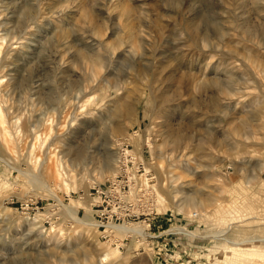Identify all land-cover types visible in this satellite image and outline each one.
<instances>
[{
    "label": "rangeland",
    "instance_id": "1",
    "mask_svg": "<svg viewBox=\"0 0 264 264\" xmlns=\"http://www.w3.org/2000/svg\"><path fill=\"white\" fill-rule=\"evenodd\" d=\"M0 264H264V0H0Z\"/></svg>",
    "mask_w": 264,
    "mask_h": 264
},
{
    "label": "bare ground",
    "instance_id": "2",
    "mask_svg": "<svg viewBox=\"0 0 264 264\" xmlns=\"http://www.w3.org/2000/svg\"><path fill=\"white\" fill-rule=\"evenodd\" d=\"M205 19H206L207 21H211V19H210L209 16H206ZM121 130H122V127L119 126L118 129H117V131H118V132H121ZM139 232L144 233V229L139 230Z\"/></svg>",
    "mask_w": 264,
    "mask_h": 264
},
{
    "label": "built area",
    "instance_id": "3",
    "mask_svg": "<svg viewBox=\"0 0 264 264\" xmlns=\"http://www.w3.org/2000/svg\"><path fill=\"white\" fill-rule=\"evenodd\" d=\"M121 148L125 151V153L128 151L127 149H124V143L121 144Z\"/></svg>",
    "mask_w": 264,
    "mask_h": 264
}]
</instances>
